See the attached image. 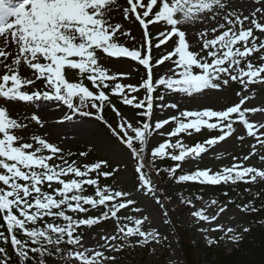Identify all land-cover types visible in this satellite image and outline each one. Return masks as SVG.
Listing matches in <instances>:
<instances>
[{
    "label": "snow or ice",
    "instance_id": "1",
    "mask_svg": "<svg viewBox=\"0 0 264 264\" xmlns=\"http://www.w3.org/2000/svg\"><path fill=\"white\" fill-rule=\"evenodd\" d=\"M255 4L259 6L245 16L239 10L230 9L229 0H125V6H121L118 0H19L18 3L0 0V68L3 69L0 98L28 104L54 101L70 111L65 120H72L74 115L94 116L107 124L135 162L138 191L152 196L161 207L162 200L157 196L158 189L151 178L153 172L159 176L164 171L177 182L210 186L264 181V170L245 167L242 162L215 172L197 169L190 174L176 175L183 162L200 158L231 137L236 123L246 129L248 137L257 141L251 146L252 152L243 157L244 161L256 155L257 144L264 148V132H261L264 123L257 125L249 119V114H264V107L244 108L249 97L242 94L249 91L251 85H264V64L257 66L250 59L253 54L260 53V60L264 61V39H261L264 36V0H255ZM117 11L125 21L138 22L141 26L144 38L141 48L129 49L120 42L121 36H131V33L122 23L114 22ZM213 23L214 26H207ZM246 23L249 26L246 27ZM198 24L202 26L196 32L199 48L192 51L186 39L187 30L195 29ZM150 25L163 28L156 36L157 49L173 37L177 38L173 50L155 62L151 55ZM254 30L260 35H255ZM98 52L108 58H129L138 62L146 70V78L138 86L120 83L119 79L128 74H110L100 62L103 57L98 56ZM166 61L171 65L168 73L154 79L153 69ZM22 64L33 70L34 79L21 74ZM66 69L77 70L80 81L70 82L66 78ZM85 78L95 92L84 85ZM37 81H43L45 90L28 91V86L36 85ZM231 82L239 83L242 92L236 93L239 102L226 109H185L167 119H152L157 109L161 112L168 108L179 109L177 103L166 102L168 94L195 98L205 96L211 90H222ZM105 89L120 96L123 104L140 109L138 115L144 119L134 126L111 104ZM141 89L144 90L142 98L132 95ZM158 89L162 91L154 95ZM106 105L120 117L116 128L105 120ZM30 119L43 127V121L37 115L33 114ZM169 124L174 125L171 131H160ZM27 127L12 118L7 107H0V218L3 220L0 228L6 226L7 232L6 235L0 231V243L10 242L18 261L47 264L48 257L59 258L65 264L73 260L77 264H116L117 257L106 252L119 253L126 247L160 244L167 239L158 230H143L142 225L149 219L146 215L141 218L118 215L136 201L129 198L131 193L101 186L100 178L113 177L119 167H112L108 161L78 166L76 161L65 159L62 148L40 136L32 137L34 143L22 142L24 138L16 131ZM203 129L220 134L193 146H188L180 138L182 134L190 136ZM156 134L167 139L149 149ZM173 137L178 139L173 142ZM238 139L243 141L244 137ZM79 155L87 156L88 153ZM166 158L177 163L163 170L157 168V161ZM259 159L264 161V155ZM54 160L59 162L51 163ZM109 167H112L111 171L102 170ZM54 184L59 187L53 188ZM45 185L53 190L46 191ZM85 186L93 187L94 194L85 195ZM186 203L194 207L191 200ZM211 203L216 205L218 201L212 200ZM100 207L104 210L98 216L77 218L75 215ZM239 207L242 211H257L247 204ZM226 210L221 206L219 213ZM132 211L141 209L132 208ZM219 213L210 217L200 209L191 215L199 221L211 223L218 219ZM163 214L167 216V211ZM109 219L116 222V233L102 234L99 249L86 246L78 230ZM124 220L129 223H122ZM211 230L231 234L232 241L241 238L231 227L225 230L222 225H217ZM133 237L137 238L135 243H132ZM207 243L211 246L218 241L209 238ZM10 260L7 249L0 246V264H9Z\"/></svg>",
    "mask_w": 264,
    "mask_h": 264
},
{
    "label": "rangeland",
    "instance_id": "2",
    "mask_svg": "<svg viewBox=\"0 0 264 264\" xmlns=\"http://www.w3.org/2000/svg\"><path fill=\"white\" fill-rule=\"evenodd\" d=\"M120 3L125 6V0H119ZM230 9L239 10L243 15H249L255 7L259 5L255 4V0H229ZM117 17L114 22L119 20L122 21V14L116 12ZM125 25L124 23H122ZM208 27L214 26L213 24L207 25ZM249 26L246 23V27ZM201 25H197L195 29L189 28L187 30L186 39L190 42L192 51H197L199 45L196 44L198 39L196 32L201 28ZM124 29L130 30L131 36H121L120 42L129 49L141 48L144 44L143 30L138 22L135 25L124 26ZM163 30V29H162ZM161 30V31H162ZM149 31L152 34V39L154 37L155 31L152 30L150 26ZM160 31V29H159ZM219 34V33H217ZM255 35H260L257 30H254ZM134 37L135 39H132ZM177 38L173 37L169 40L163 47L159 50H154V42H152L151 55L153 62L158 59L161 55L166 54L173 50L174 42ZM264 39V36L261 37ZM158 42V41H156ZM259 43V41H258ZM153 50V51H152ZM167 51V52H166ZM155 52V54H154ZM260 53L253 54L250 59L254 64L259 66L264 64V61L260 60ZM98 56L103 57L101 59L102 65L109 69V73H126L127 77H121L122 84L139 85L143 78H146V70L138 62L131 61L129 58L121 62H113V58H108L103 53L98 52ZM175 59V57H174ZM112 65L110 68L109 66ZM169 64L166 61L163 65L153 69L154 79L159 78V76L168 73ZM243 66V65H242ZM23 64L21 65V68ZM25 71H27L25 69ZM67 78L74 82H79L80 77L77 70H67ZM2 72L0 71V75ZM25 77H30L34 79V76H30L27 72L24 73ZM84 82L89 83V89L93 87L91 82L86 78L83 79ZM43 81H37L36 85L28 86V91H33L42 85ZM112 84L113 82H109ZM162 89H158V95ZM105 92L109 94L111 104H114L115 100L121 101V97L118 95H112L110 89H105ZM237 92H242V86L239 83L231 82L230 85L222 90L208 91L205 96H198L195 98H188L181 96L179 94H168L166 96V102L177 103L179 109H165L169 110V113L162 112L157 114L154 112L153 121L167 119L173 115H177L178 111L182 110H202L205 108H211L214 110H223L229 106H232L239 102L240 97L236 95ZM243 95L249 97L248 101L243 106L244 108L252 107H264V86L260 84L251 85L249 91L243 92ZM132 95L143 97L144 90L141 89L138 93H133ZM254 97V98H252ZM122 102V101H121ZM0 107H7L9 114L12 118L18 119L19 122L28 125L27 128L17 130L16 134L22 136L24 140L22 142H32L33 136H40L46 139L48 142L57 145L64 150L63 155L65 159H70L74 156L75 152H87V156H83L82 161H86L89 157H96L101 161H108L109 165L112 167H119L118 173V185L117 190H122L124 192L131 193L130 199L136 201L135 205H131L126 209H123L125 217L131 216L134 218H141L143 216H148V221L142 225L143 230H158L162 237H167L166 240H162L160 244L152 243L146 246H139L135 248L126 247L122 252H106L107 255H115L117 257L116 264H184L183 257L177 246L176 238L171 231L167 217L164 216L165 205L172 211V214L177 221V223L185 230L189 232V238L193 244H199L203 249L209 247L207 240L209 238L217 240L220 249L224 250L225 253L229 254L232 250V246L237 241H232L229 237L231 234L225 235L223 231H212L217 225H222L226 230L231 227L234 229L235 234L242 236L243 229L245 225L241 218V212L239 208L233 207L226 202L217 203L213 205L211 201L213 200L211 196L205 195L197 201L193 206H188L184 202V194L180 190V184L176 181L170 187H157V196L162 200L163 207L155 203V199L150 195L143 194L142 191H138L139 181L138 176L134 170L135 162L130 156L129 150L120 143L118 138L112 134L111 129L107 124L100 120H97L94 116L84 117L79 115H74V119L81 122L83 125H87L85 131L75 130L73 133H63L59 131V123L56 115L45 116L46 120L39 117L36 114V110L32 108L29 104L23 102H7L0 98ZM94 111V110H93ZM120 112V111H119ZM35 114L41 121H43V127L37 125L34 121H31L30 117ZM71 114L68 110L63 117H61L62 122L66 121L65 116ZM121 116L126 117L129 121L136 126V122L139 121L138 117L131 114L120 112ZM104 117L108 124H111L113 128H116L117 124L120 123V117L116 115L115 112L111 110L110 106H105ZM250 122H254L257 125L264 123V114H249ZM173 124L166 125L165 128L161 129V132L167 133L172 130ZM235 132L234 134L227 138L225 141L220 142L214 148H211L208 152L202 154L200 158L188 159L183 162L181 168L177 172V176L180 174H190L197 169H211L213 172L219 171L224 167H230L233 163H243L245 167L253 166L257 169L264 170V161L259 159L260 155H264V148H261L257 144L256 155H251L250 159L247 161L243 160L244 156H248L252 152V145L256 144L257 141L253 137H248L246 134V129L240 124H234ZM264 132V129H261ZM131 134V133H130ZM220 133L218 131H209L203 129L200 133L193 132L192 135L182 134L180 137L185 144L188 146H193L196 143H203L209 138L218 136ZM259 134V133H258ZM243 136V141L239 140L238 137ZM167 139L166 136H161L159 134L154 135L152 138L149 149L158 146L159 143L164 142ZM178 139L173 137L172 140ZM71 153V155H69ZM47 154V153H45ZM236 157L238 159L234 160ZM167 159V158H166ZM164 160V159H163ZM162 160H158L156 167L159 168V164ZM59 162V161H58ZM111 167V168H112ZM1 186V185H0ZM221 206L226 207V211L219 213V208ZM132 208H139L141 211L134 212ZM204 209L205 215L210 217L217 216L218 219L209 223L205 221H199L197 218L193 217L191 214L194 211ZM167 221V222H165ZM125 223L129 221L124 220ZM131 226V225H130ZM205 229L206 231H201ZM102 234L112 235L115 234L112 229H99L93 231L83 237V243L86 246H90L94 249H99L98 241ZM224 237L221 240V237ZM132 243H135V237L131 238ZM201 264H209L206 260V256L202 255L200 257ZM47 264H65L61 260H55ZM67 264H77L76 261H68Z\"/></svg>",
    "mask_w": 264,
    "mask_h": 264
},
{
    "label": "trees",
    "instance_id": "3",
    "mask_svg": "<svg viewBox=\"0 0 264 264\" xmlns=\"http://www.w3.org/2000/svg\"><path fill=\"white\" fill-rule=\"evenodd\" d=\"M264 86V85H263ZM116 109L122 113L131 114L139 118L142 121L144 118L138 115L140 109H135L131 106L123 104L121 101L115 100L114 104ZM78 151L75 152L74 156L68 159L69 162L76 161L78 166H83L84 164H93L95 162L101 161L96 157H89L86 161H82L83 156L79 155ZM58 161H52L51 163H57ZM177 162H173L170 159H164L160 162L159 168L161 170L165 168L173 167ZM104 171H111L112 168L102 169ZM95 174H93L94 178ZM118 173H115L113 177L105 179L100 178V185H108L113 190H117V177ZM72 177H65V179H70ZM151 178L154 184L158 187H170L176 180L171 178L168 173L161 171L160 175H155V172L151 174ZM180 184V190L184 194V202L191 200L192 204H196L199 198L209 195L213 200L218 201V203L226 202L233 207L239 208L241 212V218L248 228V232H243L241 238L233 244L232 250L229 254L225 253L224 250L220 249L219 243L209 246L207 249H203L199 244H193L189 238V232L183 229L175 220L172 211L165 205V211H167V221L173 232L179 251L183 257L184 264H201L200 257L202 255L206 256V260L209 264H264V181L257 180L254 183H243L238 182L233 185L231 183L225 185H201L197 182H178ZM2 186V185H1ZM59 187V185H53V188ZM85 195L94 194V188L91 186H85ZM45 190L51 192L50 189L45 185ZM227 193V195H224ZM164 204V203H163ZM249 205V207H255L257 211H242L239 206ZM190 206V205H188ZM90 207V206H86ZM104 209L102 207L92 210L90 209L87 213L75 214L77 218H87L89 216H98ZM72 214V213H69ZM18 215V213H17ZM118 215L125 217L124 212L121 210ZM45 219H48L47 217ZM60 222V221H58ZM42 223V222H41ZM122 223H125L122 221ZM0 224H3L2 218H0ZM99 229H112L116 233V222L112 219L103 221L98 225L91 228L82 226L78 233L85 235L99 230ZM0 231L6 232V226L0 228ZM23 239L24 237L20 236ZM7 249L11 260L9 264H24L23 261H18V258L13 253L10 242L9 244H2ZM68 247V246H62ZM47 263L55 260H60L59 258H48L46 257ZM64 262V261H63ZM65 263V262H64ZM31 264V262H29Z\"/></svg>",
    "mask_w": 264,
    "mask_h": 264
},
{
    "label": "bare ground",
    "instance_id": "4",
    "mask_svg": "<svg viewBox=\"0 0 264 264\" xmlns=\"http://www.w3.org/2000/svg\"><path fill=\"white\" fill-rule=\"evenodd\" d=\"M14 2H19V0H14ZM118 3L121 5V6H123V4L122 3H120L119 2V0H118ZM118 13H120L121 14V12L120 11H117ZM116 17H117V14H115V19H116ZM117 22H119V23H124L125 25H123V26H130L131 24L133 25H135V22H133V21H125L124 19H123V17H122V21L120 22L119 20H117ZM150 26H152V30L154 29V31H155V34H154V37H153V39H152V42H154V46H153V49L154 50H159V49H157L156 47H155V44L157 43L156 41H158L157 39H156V36H157V33H159L163 28L161 27V25H150ZM159 29H160V31H159ZM161 47H163V45H161ZM160 47V48H161ZM153 51V50H152ZM167 52V51H166ZM154 54H155V52H154ZM174 59V58H173ZM125 60H127V58H113V62L115 63V62H121V61H125ZM168 62V61H167ZM168 64L170 65V62H168ZM112 65H110L109 66V68L111 67ZM171 66V65H170ZM169 66V67H170ZM25 69L27 70V71H25ZM0 71L2 72V74H3V69L2 68H0ZM20 71H21V74L24 76V73L25 72H27L28 74H30V76H34V75H32V71L33 70H31V69H28L25 65H23V67L22 68H20ZM1 74V75H2ZM66 78H67V76H66ZM70 82H74V81H70ZM119 82L121 83L122 82V80H120L119 79ZM83 83H84V85L85 86H87V87H89L88 85H89V83L88 82H84L83 81ZM37 89H39V90H41V91H43V90H45L44 88H43V82H42V85L39 87V88H37ZM37 89H34V90H37ZM33 90V91H34ZM91 91H96V89H94V88H92L91 89ZM28 104V103H27ZM32 108H34L35 110H36V114L39 116V117H42L43 119H45L46 120V118H45V116L47 115V116H50L51 117V115H56L57 116V119H58V123H59V125H60V127H59V131H61V132H63V133H73L75 130H81V131H85L86 129H87V125L85 124V125H83L81 122H79V121H77L76 119H74V116H73V119L72 120H70V121H68V120H66V121H64V122H62V119H61V117H63V114H65L67 111H68V109L66 108V106H64V105H62V104H60V103H57V102H54V101H43V100H41V101H37V102H35L34 104H29ZM157 114H159V112L160 113H162V112H165V113H169V110H163L162 112L159 110V109H157L156 111H155Z\"/></svg>",
    "mask_w": 264,
    "mask_h": 264
}]
</instances>
